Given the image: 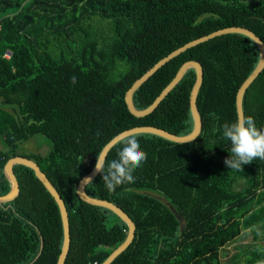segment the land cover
Instances as JSON below:
<instances>
[{
    "label": "trees",
    "instance_id": "obj_1",
    "mask_svg": "<svg viewBox=\"0 0 264 264\" xmlns=\"http://www.w3.org/2000/svg\"><path fill=\"white\" fill-rule=\"evenodd\" d=\"M232 25L264 42V0H0L2 193L9 189L3 166L10 157L38 163L67 208L64 264H100L126 237L119 217L84 202L75 189L108 140L140 125L177 135L192 129V68L145 116L129 112L126 90L172 50ZM197 45L156 70L133 102L145 108L183 62L197 60L203 68L199 135L184 143L150 133L126 137L85 186L90 196L121 207L136 226L110 264H264V246L254 241L221 260L243 230L257 239V226H264V143L249 150L236 142L235 95L256 66L258 49L239 33ZM243 111L244 138L251 142L264 132V68L245 91ZM36 134L50 149L19 153ZM13 170L20 191L0 206V264H56L63 238L57 204L31 168Z\"/></svg>",
    "mask_w": 264,
    "mask_h": 264
},
{
    "label": "water",
    "instance_id": "obj_2",
    "mask_svg": "<svg viewBox=\"0 0 264 264\" xmlns=\"http://www.w3.org/2000/svg\"><path fill=\"white\" fill-rule=\"evenodd\" d=\"M228 33H239V34H243L247 36L249 39H251L255 43L258 49V54H259V58H258V62L256 66L251 71V73L242 81L235 95V108H236V114H237L236 142L242 148L249 149V150L257 149L264 143V132L261 134L259 138L251 142L247 141L244 138L243 97L249 85L252 83V81L257 77V75L264 68V42L252 30L242 27V26H237V25L223 27V28L214 30L208 34L194 38L184 43L183 45L177 47L176 49L168 53L166 56L159 59L152 67H150L146 72H144L139 78L134 80L131 86L126 90L125 95H124V101L126 103V106L129 112L137 117H142V116H145L151 113L158 106V104L164 99V97L182 79L186 71L192 68L195 71V80L192 84V87L189 93V109H190V114L193 120V126H192V129L188 133L182 134V135H177V134L169 132L166 129H163L157 126H152V125H140V126H134V127L125 129L117 133L116 135H114L110 140H108V142L101 148L97 156L96 162L94 163L92 169L88 171L86 174H84L81 177V179L78 181L75 189H76L77 196L81 200L91 205L100 206V207L109 209L111 212H113L117 217H119L127 225V234H126L125 239L117 247H115L100 264H110L120 253H122L133 240L135 236V229H136V226L133 220L131 219V217L117 204L113 203L112 201L90 196L85 191V186L92 179H94L99 173V171L101 170L109 150L122 139L129 137L131 135H134V134L150 133V134L160 136L164 139H167L175 143H184V142H189L195 139L199 135L202 129V120H201V116H200V113H199V110L196 104L197 95H198L199 89L203 81V68L199 61L187 60L183 62L178 68V70L176 71L174 77L170 80V82L161 90V92L155 97V99L145 108L138 109L135 107L134 102H133V93L156 70H158L162 65H164L166 62H168L170 59L174 58L181 52L185 51L186 49L192 46L202 43L206 40H209L211 38H214L222 34H228ZM18 164L24 165L33 170L34 175L42 183V185L49 192V194L53 197L55 203L57 204V207L59 209L60 219H61L63 238H62L61 251L58 255L56 264H64L66 256L69 251L70 239H71L67 208L58 190L49 180L46 173L41 170L40 166L38 165L36 161L30 158L24 157V156L16 155V156L10 157L5 162L3 166V173H4L5 178L9 182V190L4 195L0 196V205L11 202L19 194V190H20L19 182L13 170L14 165H18ZM177 217L181 221V216L178 215ZM181 229L183 228L181 227ZM42 247H43V240L42 238H40L39 251L33 260H35L39 256L42 250Z\"/></svg>",
    "mask_w": 264,
    "mask_h": 264
},
{
    "label": "rangeland",
    "instance_id": "obj_3",
    "mask_svg": "<svg viewBox=\"0 0 264 264\" xmlns=\"http://www.w3.org/2000/svg\"><path fill=\"white\" fill-rule=\"evenodd\" d=\"M6 57H9L10 52H5ZM3 145L0 143V147ZM50 142L49 140L41 134H36L27 140L24 145H20L19 151L22 154L32 155L34 152L36 153H45L50 149ZM35 153V154H36ZM258 237L257 239L253 238L252 230H243L242 234L239 236L238 239L231 242L227 245L224 249L226 251L225 256H221L222 262H227L229 259L234 255L241 245L249 244L254 242L260 243L264 246V226L258 225ZM231 263V262H230Z\"/></svg>",
    "mask_w": 264,
    "mask_h": 264
},
{
    "label": "bare ground",
    "instance_id": "obj_4",
    "mask_svg": "<svg viewBox=\"0 0 264 264\" xmlns=\"http://www.w3.org/2000/svg\"><path fill=\"white\" fill-rule=\"evenodd\" d=\"M198 46V45H197ZM193 48V47H192ZM191 49V48H190ZM188 73V72H187ZM15 166V165H14ZM13 169H14V167H13ZM1 171H2V168L0 167V184H1V192H0V196H2V195H4L3 193H2V182H1ZM5 177V176H4ZM8 181V180H7ZM20 188V187H19ZM20 191V190H19ZM14 200V199H13ZM12 200V201H13ZM8 203H10V202H8ZM8 203H4V204H8ZM4 204H2V205H0V206H4Z\"/></svg>",
    "mask_w": 264,
    "mask_h": 264
},
{
    "label": "crops",
    "instance_id": "obj_5",
    "mask_svg": "<svg viewBox=\"0 0 264 264\" xmlns=\"http://www.w3.org/2000/svg\"><path fill=\"white\" fill-rule=\"evenodd\" d=\"M24 145V144H23ZM19 153H20V151H18ZM34 153H36V152H34ZM39 153V152H38ZM22 154V153H21ZM3 175H4V173H3ZM9 190V189H8ZM10 205H6L5 206V208H7V207H9Z\"/></svg>",
    "mask_w": 264,
    "mask_h": 264
},
{
    "label": "built area",
    "instance_id": "obj_6",
    "mask_svg": "<svg viewBox=\"0 0 264 264\" xmlns=\"http://www.w3.org/2000/svg\"><path fill=\"white\" fill-rule=\"evenodd\" d=\"M4 56H6V54H4ZM0 192H1V184H0Z\"/></svg>",
    "mask_w": 264,
    "mask_h": 264
}]
</instances>
